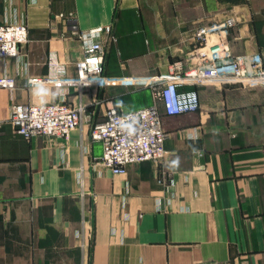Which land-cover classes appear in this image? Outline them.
Here are the masks:
<instances>
[{"label": "crops", "instance_id": "0c3cea01", "mask_svg": "<svg viewBox=\"0 0 264 264\" xmlns=\"http://www.w3.org/2000/svg\"><path fill=\"white\" fill-rule=\"evenodd\" d=\"M231 15L233 55L264 63V0H0V25L29 28L20 56L0 59L16 83L0 88V264H264L263 83L194 88L197 112L163 116L165 162L124 175L100 163L91 128L112 106L150 107L147 87L71 88L86 115L67 140L26 139L10 122L14 105L60 100L27 81L54 59L75 78L83 31L112 26L106 76L158 77L193 67L196 29Z\"/></svg>", "mask_w": 264, "mask_h": 264}, {"label": "built area", "instance_id": "2783aa9c", "mask_svg": "<svg viewBox=\"0 0 264 264\" xmlns=\"http://www.w3.org/2000/svg\"><path fill=\"white\" fill-rule=\"evenodd\" d=\"M238 22V18L231 15L221 22L197 28L190 40L193 63L190 69L178 61L169 75L125 79L104 74L112 26L83 31L78 38L84 57L76 64L75 78L67 77L65 67L54 59L52 75L27 81L32 87L60 88V100L53 104L14 105L10 122L26 139L67 140L74 130L83 126L86 115L84 106L68 103L67 94L71 88L82 92L120 85L147 87L152 92L150 107L131 112L110 107L105 119L92 126L91 139L102 144L100 163L114 174L124 175L128 167L145 162L163 164L170 154L165 148L163 116L197 112L201 102L194 88L208 84H264V63L260 55L239 57L232 53L231 33ZM28 42L29 28L25 23L0 25V59L18 58L21 47ZM15 85L13 79L0 78V88L13 89Z\"/></svg>", "mask_w": 264, "mask_h": 264}]
</instances>
